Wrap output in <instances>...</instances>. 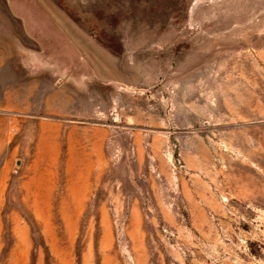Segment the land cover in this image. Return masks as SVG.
<instances>
[{
	"label": "rangeland",
	"instance_id": "rangeland-1",
	"mask_svg": "<svg viewBox=\"0 0 264 264\" xmlns=\"http://www.w3.org/2000/svg\"><path fill=\"white\" fill-rule=\"evenodd\" d=\"M0 0V264H264V0Z\"/></svg>",
	"mask_w": 264,
	"mask_h": 264
},
{
	"label": "crops",
	"instance_id": "crops-1",
	"mask_svg": "<svg viewBox=\"0 0 264 264\" xmlns=\"http://www.w3.org/2000/svg\"><path fill=\"white\" fill-rule=\"evenodd\" d=\"M44 12H29L27 11V3H18L14 0H7V7L16 19L20 21L32 20H53L61 21L68 19L66 14L53 2H43L41 4Z\"/></svg>",
	"mask_w": 264,
	"mask_h": 264
}]
</instances>
